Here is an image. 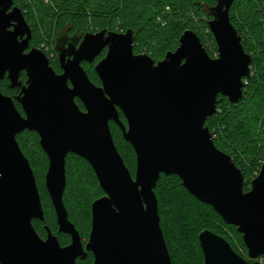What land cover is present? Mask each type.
Returning a JSON list of instances; mask_svg holds the SVG:
<instances>
[{
  "label": "water",
  "instance_id": "1",
  "mask_svg": "<svg viewBox=\"0 0 264 264\" xmlns=\"http://www.w3.org/2000/svg\"><path fill=\"white\" fill-rule=\"evenodd\" d=\"M233 3L218 0L210 10L216 58L192 30L157 63L134 53L132 30H102L59 38L58 74L42 49L31 48L33 31L23 11L14 0H0V80L7 78L9 87L19 90L16 101L24 113L0 91V264H77L89 252L93 264H172L155 194L161 175L178 176L192 196L236 227L253 261L204 230L199 235L204 264H261L255 260L264 256V161L245 192L242 170L216 147L206 126L218 112L220 96L233 104L243 100L251 75L253 58L230 20ZM104 50L95 65L101 81L96 86L83 64H94ZM111 123L135 150V176L118 151ZM26 130L39 135L49 159L46 189L59 233L71 237L68 246L48 227L43 239L33 226L34 220L44 221L45 212L36 176L17 141ZM69 154L90 164L105 193L92 204L86 245L63 200Z\"/></svg>",
  "mask_w": 264,
  "mask_h": 264
},
{
  "label": "trees",
  "instance_id": "2",
  "mask_svg": "<svg viewBox=\"0 0 264 264\" xmlns=\"http://www.w3.org/2000/svg\"><path fill=\"white\" fill-rule=\"evenodd\" d=\"M48 1V4L45 3L46 0H15L14 3L20 6L25 17L31 21L33 30L31 48L42 47L43 40H45L42 36L44 32L52 40L48 42L49 53L46 54L57 73L62 72L55 51L59 38L63 36L82 38L87 33H97L106 29L117 30L119 33L132 30L134 32V53L139 55L146 52L156 63L164 60L169 52L178 49L180 39L187 30L198 34L210 57L215 58L218 52L215 38L208 27V22L212 20L210 10L217 5L218 0ZM40 6H42V11L37 18L34 12L38 11ZM230 20L242 38L246 53L253 58L251 75L246 80L243 100L238 104H233L228 98L220 96L218 112L207 120L206 126L213 135L216 147L230 155L237 167L242 170L245 177L244 191L248 192L252 181L259 175L264 161V145H260L253 137L252 129L250 130L243 118L246 112L242 106L246 96H251L264 108V0H253L252 2L234 0L230 10ZM207 42L212 43V51L208 49ZM50 52L53 53L54 58L51 57ZM106 53L107 50H104L94 64H83L90 80L96 86H101V81L95 72V65L106 56ZM20 80L25 84L27 80L25 73L21 75ZM9 84L10 81L7 78L0 80V91L14 98L17 109L24 115L21 105L16 101L19 90L11 89ZM77 103L84 110L83 104L78 100ZM120 119L124 124L126 123L121 112ZM110 127L118 151L132 176H135L137 159L134 148L125 141L121 129L116 124L111 123ZM26 136L36 138L38 148L45 160L42 182L39 178L36 180L41 198L42 200L47 199L48 204L43 203L44 221L34 220L33 226L42 238L47 237L46 228L48 227L58 236L61 245L66 246L71 242V237L59 233L56 213L46 189L45 177L49 159L40 145L39 135L36 132L24 131L18 135L17 141L32 169L36 172L34 161L23 145V139ZM73 163L84 166L85 169L84 171L81 169V172L86 174L85 177L93 182L97 189L94 195L88 196L87 212L90 232L92 204L102 198L105 193L90 164L78 155L69 154L66 158L67 186L63 200L70 221L82 237L77 209L74 210L71 205L74 201L72 192L78 190L75 172L72 168ZM155 194L159 205L160 224L172 264H204V255L199 242V235L204 230H210L225 238L236 253L248 260V250L237 228L228 225L211 206L192 196L183 187L182 180L178 176L161 175ZM78 207L80 208L81 205ZM93 263L92 253L88 254L85 260L77 261V264Z\"/></svg>",
  "mask_w": 264,
  "mask_h": 264
},
{
  "label": "rangeland",
  "instance_id": "3",
  "mask_svg": "<svg viewBox=\"0 0 264 264\" xmlns=\"http://www.w3.org/2000/svg\"><path fill=\"white\" fill-rule=\"evenodd\" d=\"M252 1L253 0H249V2H252ZM14 2H15V0H14ZM48 2L49 1L46 0L45 3L48 4ZM14 5H15V3H14ZM15 6L20 8V6H18V5H15ZM41 11H42V6H40L38 11L35 10L34 15H36L38 18ZM24 16H25V13H24ZM26 20H27L28 24L30 26H32L31 21L28 20L27 18H26ZM36 27L38 28V26H36ZM106 30H108V29H106ZM112 32H118V31L116 30V31H112ZM42 36L45 38V40H43L42 47L39 49H42L45 53H49L48 52L49 51L48 50V48H49L48 42H52V40L47 36V34L45 32L42 33ZM207 43H208V49L210 51H212L213 50L212 43L211 42H207ZM140 54H147V53L142 52ZM50 55L52 58H54L53 53L50 52ZM242 104H243L242 106L246 112L245 115H243V118H244V120H246L247 125L249 126L250 130L252 129L253 137L255 138V140L260 145H264V108L261 107V105L258 102L254 101V99L251 96H246V98ZM257 125H258V127H257ZM120 144H121V142H120ZM23 145L26 148L27 153L32 157V159L34 161V168H35L36 172L34 170L33 171L35 172L36 178H39V180L42 182L45 160H44L43 155L41 154L40 149L38 148L36 138L30 137V136L24 137ZM72 166H73L72 168L75 172V180H76V184H77L76 186H77L78 190L72 192V195L74 196V199H73L74 201H73V204H71V205H72L74 210L77 209V216H78L77 219L79 220L80 230L83 233V236L81 238L83 241L84 240L87 241V239L89 238L87 235L90 233L89 224H88V212H87L88 196L94 195V193H96L97 189L94 186L93 182L89 181L85 177L86 174L85 173L83 174V172H81V169L82 170L85 169L84 166L79 165V164H74V163L72 164ZM42 201H43L42 203H44V205H45V203L48 204L47 199L42 200ZM78 204L81 205L80 208L78 207L79 206ZM248 260H250L249 256H248ZM255 261H257L261 264H264V257H260ZM250 262H253V261L250 260Z\"/></svg>",
  "mask_w": 264,
  "mask_h": 264
},
{
  "label": "flooded vegetation",
  "instance_id": "4",
  "mask_svg": "<svg viewBox=\"0 0 264 264\" xmlns=\"http://www.w3.org/2000/svg\"><path fill=\"white\" fill-rule=\"evenodd\" d=\"M58 58H59V57H58ZM61 71H62V70H61ZM61 73H62V72H61ZM61 73H58V74H61ZM22 74H23V73H22ZM20 79H21V78H20ZM25 83H26V82H25ZM76 101H77V100H76ZM78 101H79V100H78ZM84 110H85V109H84ZM84 110H83V111H84ZM125 125H127V122L125 123ZM53 234H54V233H53ZM54 235H55V234H54ZM56 236H57V235H56ZM57 237H58V236H57ZM43 239H46V238H43ZM82 241H83V240H82ZM87 242H88V239H87V241L84 240V241H83V244L86 245ZM60 244H61V243H60ZM69 244H70V243H69ZM69 244H68V245H69ZM68 245H66V246H68ZM61 246H62V245H61ZM63 247H65V246H63ZM88 254H91V252H89ZM263 257H264V256H263ZM248 261H250V260H248Z\"/></svg>",
  "mask_w": 264,
  "mask_h": 264
}]
</instances>
